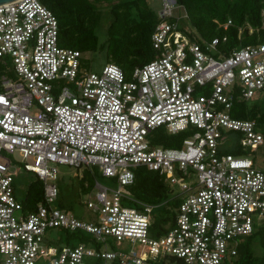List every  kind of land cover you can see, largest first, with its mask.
<instances>
[{
    "label": "built area",
    "instance_id": "obj_1",
    "mask_svg": "<svg viewBox=\"0 0 264 264\" xmlns=\"http://www.w3.org/2000/svg\"><path fill=\"white\" fill-rule=\"evenodd\" d=\"M180 8L162 0L150 35L157 56L128 75L111 62L85 70L84 53L59 45L57 18L40 0L0 4V264H235L244 238L264 227V169L218 149L229 131L243 148L264 141L255 119L225 112L264 90V38L228 48L225 35L195 37L180 29ZM245 29L257 31L246 23L239 39ZM159 127L191 136L163 147L152 140ZM15 151L42 183L33 210L14 193L16 172L3 153ZM57 164L96 167L115 180V188L95 180L86 193L95 220L57 205ZM138 166L163 176L176 201L161 234L158 204L128 189ZM52 228L90 236L54 246L46 242ZM107 237L118 250L107 249Z\"/></svg>",
    "mask_w": 264,
    "mask_h": 264
},
{
    "label": "trees",
    "instance_id": "obj_2",
    "mask_svg": "<svg viewBox=\"0 0 264 264\" xmlns=\"http://www.w3.org/2000/svg\"><path fill=\"white\" fill-rule=\"evenodd\" d=\"M40 1L56 16L59 27V45L63 47L76 49L83 53L105 49L106 60L119 65L128 75L134 67L141 66L157 56V52L152 47L150 35L158 19L156 13L149 7L148 0H119L113 3L110 9L113 19L107 25V38L101 43L98 42L96 34V27L99 24L97 2L100 0ZM176 2L186 9L192 25L205 39H211L214 36L221 38L225 35L227 36V47L232 48L255 43L264 38V29L261 28L264 24V0H176ZM229 18L232 25L225 30L218 26ZM246 23L256 28L257 31L249 34L245 29L239 39L238 28ZM241 101L243 100L238 99L236 102ZM252 116L255 120H259L260 129L263 128L264 116L254 114ZM243 117H246L245 112L240 114V118ZM160 129L159 127L154 133L155 144L163 147L181 145L179 138L173 142L169 137L171 135L163 133ZM160 133L164 135H159ZM134 172V182L128 186V189L136 199L148 204H156L169 199L170 189L163 176L144 166L136 167ZM87 174L80 178V190L83 193L90 191L95 180H98L92 168L87 170ZM61 194L60 190L57 205L63 207ZM42 195V183L35 177L29 183L20 201L24 208L33 210L36 203L42 200ZM175 205L174 200L172 208ZM173 212V209H167L161 220L168 223L172 220ZM157 220L154 221V227L160 230L158 233L161 234L166 229L163 228L164 225L159 228ZM261 233V231L255 232L244 239L239 247L235 264H264V252L261 257L255 252V243L264 242Z\"/></svg>",
    "mask_w": 264,
    "mask_h": 264
},
{
    "label": "rangeland",
    "instance_id": "obj_3",
    "mask_svg": "<svg viewBox=\"0 0 264 264\" xmlns=\"http://www.w3.org/2000/svg\"><path fill=\"white\" fill-rule=\"evenodd\" d=\"M118 1L119 0H100L99 2H97L99 24L96 27V34L98 36V42L100 43L107 38V25L113 19V15L110 11L111 5ZM147 2L149 7L152 8L155 13L162 7V0H148ZM185 12V8H180L176 12L177 16H179L178 23L180 29L191 33L195 37L200 36L199 31L192 25L189 16H184ZM220 25L221 24H219L218 26L220 27ZM107 63L109 62L105 58V49L102 51L97 49L96 51L85 52L81 58V65L87 71L99 72ZM0 71H3V68L0 67ZM225 112L229 113L231 117L235 118H240V114L245 112L246 117H243L242 119H254L252 118L253 114L255 116H264V90L255 93V95L247 101H241L239 103L234 102L230 110H225ZM256 121L258 122V124H260L259 120ZM262 127L263 128L260 129V132L264 136V125H262ZM160 130L165 133L164 127H162ZM163 133H160L159 135H164ZM223 135L225 137L218 146V149L221 153H231L234 155H239L241 157L246 156L254 162V165L256 167L264 169V141L254 150H250L248 147L243 148L238 145V141L241 137V134L239 132L229 131L224 132ZM189 136H191V131L185 130L169 137H171L170 139L174 142L178 138L182 141ZM152 140L154 143V139ZM3 155L6 159L10 160V165L16 172L13 181L14 193L16 198L20 200L25 195L29 183L36 177L34 173L26 171L24 167V164L26 162L32 163V161L31 159L24 160L18 151H15L11 154L3 153ZM57 169L58 177L56 183L62 193L61 202L63 207L77 219L84 221L95 220V214L92 210L87 208L84 203V200L86 199V193H83L80 190V178L82 175L87 176V170H89L90 168L86 167L85 165H82L78 168L66 164H57ZM92 169L95 171V175L98 177L99 182L111 188H115L117 186V183L114 179H109L102 176L96 167H92ZM160 203H156L158 204V206L155 207L153 211L154 221L158 219V227L161 225H167V222L162 221L161 217H163L167 209L172 208L173 201L168 199L162 200ZM261 226H264V221H262ZM257 227L260 226L257 225ZM261 232L264 237V227L261 229ZM89 236L90 235L85 233L84 231L69 232L65 231L62 228H52L48 230V233L46 235V242L54 246L66 244L67 240L72 244H77L80 241L86 240V238H89ZM258 239L260 240L259 237ZM105 242L108 250H118V245L116 244L114 238L107 237ZM255 244L256 255L261 257L264 252V242L257 241V243Z\"/></svg>",
    "mask_w": 264,
    "mask_h": 264
},
{
    "label": "water",
    "instance_id": "obj_4",
    "mask_svg": "<svg viewBox=\"0 0 264 264\" xmlns=\"http://www.w3.org/2000/svg\"><path fill=\"white\" fill-rule=\"evenodd\" d=\"M10 1H14V0H0V4L10 2Z\"/></svg>",
    "mask_w": 264,
    "mask_h": 264
}]
</instances>
